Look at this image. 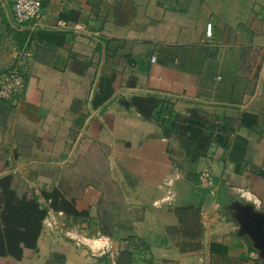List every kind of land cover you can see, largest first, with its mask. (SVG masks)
I'll return each mask as SVG.
<instances>
[{
	"label": "crops",
	"instance_id": "obj_1",
	"mask_svg": "<svg viewBox=\"0 0 264 264\" xmlns=\"http://www.w3.org/2000/svg\"><path fill=\"white\" fill-rule=\"evenodd\" d=\"M43 2L33 29L0 0V72L27 81L0 99V179L45 206L57 187L89 216L50 209L37 249L0 264H264V0ZM134 95L216 126L196 176L159 124L121 106Z\"/></svg>",
	"mask_w": 264,
	"mask_h": 264
},
{
	"label": "trees",
	"instance_id": "obj_2",
	"mask_svg": "<svg viewBox=\"0 0 264 264\" xmlns=\"http://www.w3.org/2000/svg\"><path fill=\"white\" fill-rule=\"evenodd\" d=\"M111 95L110 92L98 104H103ZM119 102L126 109L135 108L143 119L155 121L162 127L166 137L170 138L172 134L178 133L184 156L192 164L191 169L195 176L200 158L207 154L213 143H221V136L215 133L216 126L200 116L196 110L183 117L174 110L169 101L157 95L121 97ZM0 184L7 188V194L0 197V256L21 260L25 248L37 249L43 222L50 209L63 211L77 219L89 216L88 211H79L75 201L67 198L57 187L42 191L43 198L50 202L49 206H45L39 198L19 197L12 188L11 175L0 179ZM125 255L123 253V260H118L120 264H123Z\"/></svg>",
	"mask_w": 264,
	"mask_h": 264
},
{
	"label": "built area",
	"instance_id": "obj_3",
	"mask_svg": "<svg viewBox=\"0 0 264 264\" xmlns=\"http://www.w3.org/2000/svg\"><path fill=\"white\" fill-rule=\"evenodd\" d=\"M12 4L14 21L20 25H29L30 28L36 29L41 26L44 16L43 0H1ZM206 35L213 36L212 23H208L206 27ZM21 58L30 60L33 53L29 50L20 54ZM156 56L152 57L156 61ZM27 81L21 68L18 66L10 67L0 72V99L7 101H15L20 98L26 90ZM205 182L210 181L208 173L203 174Z\"/></svg>",
	"mask_w": 264,
	"mask_h": 264
},
{
	"label": "rangeland",
	"instance_id": "obj_4",
	"mask_svg": "<svg viewBox=\"0 0 264 264\" xmlns=\"http://www.w3.org/2000/svg\"><path fill=\"white\" fill-rule=\"evenodd\" d=\"M179 137L180 136L178 135V133H174L171 135V139L169 142V151L173 157L174 162H176L177 165L180 168H182L189 177L193 178V172L191 169V167H193V166H192V164H190L189 160L186 159L184 156V151L181 147V140ZM78 176H81V175H78ZM84 176L86 177L85 181L88 182L90 180L89 177L91 175L86 174ZM232 216H233V213H232ZM97 255H100V254H97ZM110 263H112V262L109 261V263H108V262H104V261H102V262L96 261L94 264H110Z\"/></svg>",
	"mask_w": 264,
	"mask_h": 264
},
{
	"label": "water",
	"instance_id": "obj_5",
	"mask_svg": "<svg viewBox=\"0 0 264 264\" xmlns=\"http://www.w3.org/2000/svg\"><path fill=\"white\" fill-rule=\"evenodd\" d=\"M43 5L45 6V3L43 2Z\"/></svg>",
	"mask_w": 264,
	"mask_h": 264
}]
</instances>
